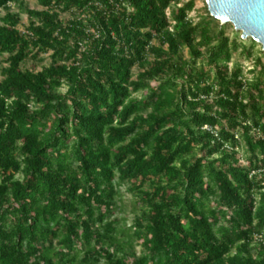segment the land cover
<instances>
[{
	"label": "trees",
	"instance_id": "16d2710c",
	"mask_svg": "<svg viewBox=\"0 0 264 264\" xmlns=\"http://www.w3.org/2000/svg\"><path fill=\"white\" fill-rule=\"evenodd\" d=\"M25 1L0 0L19 5L0 16V264H264L255 42L209 13L194 23V0ZM239 50L251 78L229 67Z\"/></svg>",
	"mask_w": 264,
	"mask_h": 264
},
{
	"label": "rangeland",
	"instance_id": "374dc122",
	"mask_svg": "<svg viewBox=\"0 0 264 264\" xmlns=\"http://www.w3.org/2000/svg\"><path fill=\"white\" fill-rule=\"evenodd\" d=\"M188 1L190 0H180V5L185 4ZM24 6L30 10H37V11L43 10V8L39 5L38 0H27L25 1ZM7 13L18 14L19 5L11 4L7 8L0 10L1 17L5 16ZM208 13L209 12L207 9L206 0H194V8L190 12L189 18L193 20L194 23H197L200 19L207 17ZM19 17H20V24L18 25L17 28L20 30V32L25 33L26 30L28 29L30 21L28 17L26 16V14H19ZM72 17H73V14L71 13H62L60 16V19L63 22H66L70 20ZM221 25L226 26V35L229 37H232L233 32H236L231 24H221ZM236 33H237L238 39H241V33L240 32H236ZM249 40L251 39H248L246 41L249 42ZM248 44H250V42ZM261 52H263L264 54L262 46L255 42V46L253 48V56L259 57L262 54ZM183 56L185 59L187 60L189 59L187 49L183 51ZM7 58H8V55L6 54L0 57V81L2 80L1 71L8 66L6 62ZM253 61H254L253 57L248 59L246 58V56H244L241 53V50H239L238 52L233 54V58L231 62L229 63V67L231 68L234 63L238 62L242 65L245 76L247 78H251ZM50 63H51L50 53H48L45 55H41L38 61L31 60V59L25 61L22 64V68L26 70H31L33 72H39L43 67L49 66ZM133 72L134 74H137L138 70L134 69ZM65 91H66L65 87L61 88L60 90L61 93H64ZM141 96H142V93L135 95V97H139V98ZM239 155L242 158H244L243 149H239ZM118 193H119L118 198H117L118 209L116 211V214L114 215V218H117L119 220L120 222L119 224L121 227L129 228L132 225L133 219L135 216V213L133 211L134 210V202H133L134 196L131 192L127 190V185L120 186L118 189ZM135 250L137 253L140 252V248L138 246L135 247Z\"/></svg>",
	"mask_w": 264,
	"mask_h": 264
},
{
	"label": "water",
	"instance_id": "95a60500",
	"mask_svg": "<svg viewBox=\"0 0 264 264\" xmlns=\"http://www.w3.org/2000/svg\"><path fill=\"white\" fill-rule=\"evenodd\" d=\"M210 16L231 24L241 39L260 44L264 51V0H206Z\"/></svg>",
	"mask_w": 264,
	"mask_h": 264
},
{
	"label": "built area",
	"instance_id": "2783aa9c",
	"mask_svg": "<svg viewBox=\"0 0 264 264\" xmlns=\"http://www.w3.org/2000/svg\"><path fill=\"white\" fill-rule=\"evenodd\" d=\"M178 6H180V5H178ZM165 14H166L167 18H169L170 17V9H167ZM171 24H173V23L171 22ZM169 29H170V31L172 30L171 27ZM204 129H208V128L204 127Z\"/></svg>",
	"mask_w": 264,
	"mask_h": 264
}]
</instances>
